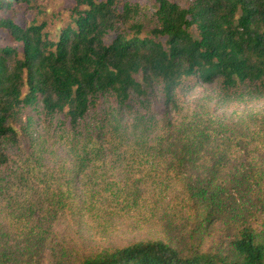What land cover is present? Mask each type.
<instances>
[{"label":"trees","instance_id":"trees-1","mask_svg":"<svg viewBox=\"0 0 264 264\" xmlns=\"http://www.w3.org/2000/svg\"><path fill=\"white\" fill-rule=\"evenodd\" d=\"M138 13L116 0H75L52 27L0 17L11 41L0 45V165L8 145L20 147L27 108L57 116L67 156L42 172L32 152L16 175L0 176V207L16 231L0 234V264L37 263L52 227L70 217L167 235L75 264H264V109L227 118L181 99L194 81L216 84L223 103L264 99V0H156L151 27ZM101 98H112L102 110ZM157 106L164 116L149 134ZM92 110L101 113L91 123ZM215 224L224 240L204 247ZM50 249L66 264L62 245Z\"/></svg>","mask_w":264,"mask_h":264},{"label":"rangeland","instance_id":"rangeland-1","mask_svg":"<svg viewBox=\"0 0 264 264\" xmlns=\"http://www.w3.org/2000/svg\"><path fill=\"white\" fill-rule=\"evenodd\" d=\"M182 6H187L191 0H174ZM119 9L124 4H130L139 9V13L135 20L141 21L145 27L153 25V11L156 0H116ZM75 5V0H26L11 5L9 8L0 7V17H12L15 22L22 24L35 20L36 22L46 21L50 27L56 24H63L68 20L72 8ZM8 34L0 28V45L9 43ZM217 85H207L198 81L193 82L191 90L184 91L181 99L188 105H199L208 109L212 114H220L229 118L235 110H243L246 108H262L264 109V99H253L246 103L221 102L217 95ZM157 100L161 98L160 85H156ZM112 98H101L98 102V108L104 109L110 105ZM157 102V101H156ZM154 108V106H152ZM157 114L155 116L156 123L147 130L155 131L160 124L164 111L157 106ZM95 112L91 111L88 114V122H93L92 119ZM173 115V114H172ZM22 120L26 121V117L31 119V122L26 126L25 123H18L17 126L21 129L20 147L15 148L11 145L6 147V152L9 161L5 165H0L1 177H13L21 163H25L33 152L35 162L40 165L42 172L49 171L57 167L63 162L66 152L61 146V143L56 139L54 130L63 126L57 116L47 119L40 113V108L31 110L30 108L22 111ZM134 118L133 113H126L127 122H131ZM159 121V123H158ZM145 127V126H144ZM20 158V160H19ZM5 203V200H0V205ZM0 207V234L7 232H16L13 225H10V218L2 213ZM63 217H67L63 215ZM69 218H61L59 222L52 227L51 236L49 238L48 247L43 249V254L40 255L35 264H56L57 259L53 257V251L50 249L52 245L60 244L69 254L66 264H75L81 256L95 252L103 247H112L124 245L130 242L145 240L150 238L165 239L163 228L158 225H148L146 227H138L131 221H124L118 218H113L108 221L96 222L89 217H83L77 222ZM223 231L220 224H215L203 241L204 247L215 246L217 242H223ZM202 246V247H203Z\"/></svg>","mask_w":264,"mask_h":264}]
</instances>
